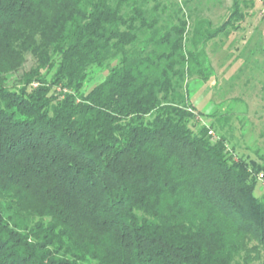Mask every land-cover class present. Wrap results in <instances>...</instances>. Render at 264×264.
Masks as SVG:
<instances>
[{
  "label": "trees",
  "instance_id": "16d2710c",
  "mask_svg": "<svg viewBox=\"0 0 264 264\" xmlns=\"http://www.w3.org/2000/svg\"><path fill=\"white\" fill-rule=\"evenodd\" d=\"M187 5L0 0V264H264V157L191 101L240 0Z\"/></svg>",
  "mask_w": 264,
  "mask_h": 264
},
{
  "label": "rangeland",
  "instance_id": "374dc122",
  "mask_svg": "<svg viewBox=\"0 0 264 264\" xmlns=\"http://www.w3.org/2000/svg\"><path fill=\"white\" fill-rule=\"evenodd\" d=\"M185 1L194 17L199 15L210 18L215 25L221 24L229 16L234 2ZM253 1L256 18L252 20L253 33L250 38L248 28L241 26L249 20L252 6L250 1L240 0V10L244 17L235 22L236 28H229L231 32H225L208 43L207 56L213 66V74L205 83H191V101L200 111L230 115V122L220 128L219 133L226 135L229 147L234 148L238 155L263 162L264 12L261 0ZM31 64L32 59L29 58L25 69ZM106 74V71H98L85 89L96 85ZM203 121L210 120L204 118ZM213 135L217 137V132L214 131ZM259 176L260 181L255 190L257 196L264 190V171Z\"/></svg>",
  "mask_w": 264,
  "mask_h": 264
},
{
  "label": "crops",
  "instance_id": "0c3cea01",
  "mask_svg": "<svg viewBox=\"0 0 264 264\" xmlns=\"http://www.w3.org/2000/svg\"><path fill=\"white\" fill-rule=\"evenodd\" d=\"M250 3H251V6H252L251 7L252 8V12L250 13L251 16H250L249 20L247 21V23H245V24L243 23V25L241 26V28H244V29L248 28V31L247 32H248L249 38H250V34L253 33V28H252L253 21L252 20H254V18H256L255 17L256 12H255V9H254L255 8V2L254 1H251Z\"/></svg>",
  "mask_w": 264,
  "mask_h": 264
},
{
  "label": "built area",
  "instance_id": "2783aa9c",
  "mask_svg": "<svg viewBox=\"0 0 264 264\" xmlns=\"http://www.w3.org/2000/svg\"><path fill=\"white\" fill-rule=\"evenodd\" d=\"M262 2V12H264V0H261Z\"/></svg>",
  "mask_w": 264,
  "mask_h": 264
}]
</instances>
